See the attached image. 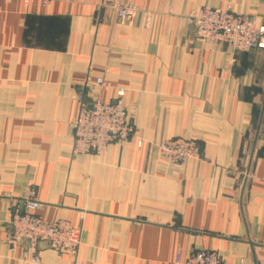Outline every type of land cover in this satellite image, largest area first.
<instances>
[{
	"label": "crops",
	"instance_id": "crops-1",
	"mask_svg": "<svg viewBox=\"0 0 264 264\" xmlns=\"http://www.w3.org/2000/svg\"><path fill=\"white\" fill-rule=\"evenodd\" d=\"M123 1L126 21L109 0H0V264H174L203 248L264 264V49L204 41L186 19L216 6L264 21V0ZM97 76L127 88L135 133L75 154L78 93L114 96ZM176 136L200 158L155 146ZM30 188L37 214L82 230L76 250L39 243L24 262L26 242H6Z\"/></svg>",
	"mask_w": 264,
	"mask_h": 264
},
{
	"label": "built area",
	"instance_id": "built-area-1",
	"mask_svg": "<svg viewBox=\"0 0 264 264\" xmlns=\"http://www.w3.org/2000/svg\"><path fill=\"white\" fill-rule=\"evenodd\" d=\"M11 1V0H8ZM38 1L46 6L50 0H23L25 4ZM117 16L122 21L131 18L137 11L133 3L123 0H109ZM170 9H173L172 7ZM186 19L195 28L197 36L210 43H227L235 51L264 49V21L257 15L240 14L230 8L202 6L191 9ZM149 23L150 20L148 19ZM104 87L114 88V96L109 100L93 98L85 100V93H78L79 110L74 120L75 154L102 153L118 140H127L135 132L126 102L127 88L114 86L103 76L94 81ZM141 141L138 145L141 146ZM159 150L173 162H183L200 158V149L192 138L176 136L163 140ZM10 216V231L6 242L12 248L23 247L24 262H38V244L48 240L54 250H76L82 243V230L72 225L68 219L48 220L36 213L39 202L35 189L30 188L22 204H14ZM174 264H228L221 255L210 249H198L184 260Z\"/></svg>",
	"mask_w": 264,
	"mask_h": 264
},
{
	"label": "water",
	"instance_id": "water-1",
	"mask_svg": "<svg viewBox=\"0 0 264 264\" xmlns=\"http://www.w3.org/2000/svg\"><path fill=\"white\" fill-rule=\"evenodd\" d=\"M41 245H48V246L51 247V243H50V241H48V240L41 241V242H40V246H41ZM25 246H26V245H25Z\"/></svg>",
	"mask_w": 264,
	"mask_h": 264
},
{
	"label": "rangeland",
	"instance_id": "rangeland-1",
	"mask_svg": "<svg viewBox=\"0 0 264 264\" xmlns=\"http://www.w3.org/2000/svg\"><path fill=\"white\" fill-rule=\"evenodd\" d=\"M135 133V132H134ZM165 140V139H164ZM163 140H161V141H159L158 143H156L155 144V146L158 148V150H159V144H160V142H162ZM160 151V150H159ZM161 152V151H160Z\"/></svg>",
	"mask_w": 264,
	"mask_h": 264
}]
</instances>
